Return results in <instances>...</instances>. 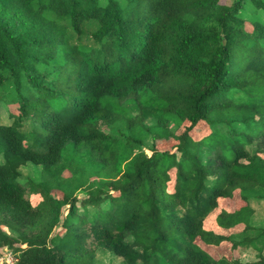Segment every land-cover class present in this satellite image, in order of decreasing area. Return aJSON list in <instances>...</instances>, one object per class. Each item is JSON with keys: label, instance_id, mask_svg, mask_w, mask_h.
Segmentation results:
<instances>
[{"label": "trees", "instance_id": "1", "mask_svg": "<svg viewBox=\"0 0 264 264\" xmlns=\"http://www.w3.org/2000/svg\"><path fill=\"white\" fill-rule=\"evenodd\" d=\"M1 108L17 264H264V0H0Z\"/></svg>", "mask_w": 264, "mask_h": 264}, {"label": "rangeland", "instance_id": "2", "mask_svg": "<svg viewBox=\"0 0 264 264\" xmlns=\"http://www.w3.org/2000/svg\"><path fill=\"white\" fill-rule=\"evenodd\" d=\"M7 120V113L5 111V109L1 108L0 109V123H7L6 122ZM150 123V122H149ZM181 132V129L177 132V134H179ZM199 135V134H197ZM176 143H178L177 140H174V139H169L167 141H164V142H161L158 144V147L163 150V151H169L171 150V147L173 145H175ZM37 169V168H36ZM34 169V168H29V167H26L23 169V175L24 177H27L29 175H32L33 174V177L36 175L37 173V170ZM66 176H70V173H66L65 174ZM87 177L89 178L90 182H94L98 179V177H96L92 171H89L87 173ZM52 195L54 196H60V194H58L57 192H51ZM78 197H83V190H81L79 193H78ZM38 200L34 197L32 198V203H36ZM220 205H222V207H226L228 208L229 210H235L236 208L240 207L241 206V202L240 200L235 197L234 199H230L228 201H222L220 200ZM259 209V214L257 216V218L259 220H261L263 217H264V202H262L260 204V208H257ZM219 211H217L214 216H211L210 219L208 221H206V223L204 224V227L208 230H211V231H220L221 233H224V234H229L231 233V231H224V230H220L216 225H215V216L216 214L218 213ZM5 232L7 233H10V231L3 227L2 228ZM61 228H58V231L57 233L60 231ZM7 250V249H6ZM4 251V250H3ZM2 251V252H3ZM1 252V253H2ZM8 253H11L10 250H8ZM211 253L216 256L218 255L219 257L221 256H232L233 258H237L239 259L240 261L242 262H252V261H255L257 259V256H258V252L253 249V248H248V249H238L236 251H233L231 250L230 248V244L228 243H224L223 245H221L219 248H216L214 247L213 250H211ZM6 253L3 252L2 255H0L1 258H4V255ZM264 254V252H263ZM15 256V255H13ZM98 257H99V260L101 262V264H120V260L115 258L114 256H112L111 254L109 253H99L98 254Z\"/></svg>", "mask_w": 264, "mask_h": 264}, {"label": "built area", "instance_id": "3", "mask_svg": "<svg viewBox=\"0 0 264 264\" xmlns=\"http://www.w3.org/2000/svg\"><path fill=\"white\" fill-rule=\"evenodd\" d=\"M3 252L6 254L4 255V258L0 257V264H17L18 259L13 256L14 253L12 251H10L11 253H8V250H4ZM3 252L0 253V255H2Z\"/></svg>", "mask_w": 264, "mask_h": 264}]
</instances>
